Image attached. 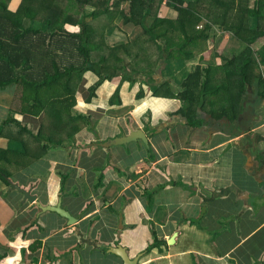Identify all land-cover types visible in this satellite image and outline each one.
Segmentation results:
<instances>
[{
  "label": "crops",
  "instance_id": "0c3cea01",
  "mask_svg": "<svg viewBox=\"0 0 264 264\" xmlns=\"http://www.w3.org/2000/svg\"><path fill=\"white\" fill-rule=\"evenodd\" d=\"M19 2L10 4L16 7ZM73 6L64 4L65 13L80 19L83 9ZM118 17L120 23L106 20L108 24L98 28L106 42L118 38L117 42L139 43L143 27L154 19L125 26ZM94 22L90 25L98 33ZM66 27L70 32L80 30L77 24ZM101 39L99 34L94 42ZM226 39L211 38L220 46ZM59 42L66 49L65 58H70L68 36ZM211 48L186 60L164 52L167 63L159 47L145 50L155 60L150 80L142 73L144 63L138 73L131 57L117 53L126 74H133L137 82L131 85L119 75L99 88L115 82V92L122 85L123 102H110L111 94L104 102L106 95L98 88L95 101L77 98L71 109L97 123L90 128L94 135L84 127L76 135L83 141L67 139L43 159L14 157L11 185L0 177V264H264V97L259 84L243 85L246 92L236 94L226 85V92L235 96L226 93L190 102L194 112L190 120L181 111L183 102H169L162 89L159 96L153 95L163 82L176 81L173 86L181 91L185 76L213 55ZM87 74L82 82L86 91L97 80ZM226 102L233 104L228 108ZM13 106L16 115L19 111ZM18 115L28 118L34 131L43 120V115ZM132 130L142 131L147 141L104 146ZM22 140L30 154L39 146L28 135ZM19 144L9 148L20 154ZM8 146L6 140L0 148ZM28 160L31 172L25 173L21 169ZM15 184L42 205L60 203L76 220L70 223L57 211L42 209ZM119 246L131 263L109 249Z\"/></svg>",
  "mask_w": 264,
  "mask_h": 264
},
{
  "label": "trees",
  "instance_id": "16d2710c",
  "mask_svg": "<svg viewBox=\"0 0 264 264\" xmlns=\"http://www.w3.org/2000/svg\"><path fill=\"white\" fill-rule=\"evenodd\" d=\"M11 1L0 0V94L3 96L0 98H9L6 93L14 89L9 96L13 98L11 102H15L14 99L19 96L14 104L19 113L14 115L12 106L8 107L9 114L0 123V137L4 136V128L11 126L16 128V134L20 137L5 136L9 146L6 150L0 148V160L4 158L7 164L13 163L14 157L19 156L26 159L31 157L32 161L43 159L50 150L62 147L67 139L75 140L77 133L83 132L84 127L87 129L89 126L90 135H94L95 131L90 128L97 123L84 113L73 114L71 109L78 101L76 96L85 73L97 78L87 87L85 102H92L97 97V89L113 77L123 75L122 81L131 82V85L137 82L133 74H126L125 62L117 53L122 52L131 57L134 66H139L138 73L140 65L144 63V68L150 72L148 79L153 77L152 65L155 62L150 59L153 55L145 53L146 48H140L138 43L133 44L132 41L115 42L108 46L103 32L99 33L96 28V33L90 25V21L100 17L111 22L114 17L120 16L125 26L153 17V24L148 28L143 27V31L152 37L146 42L148 45L153 38L163 39L157 50L162 52L163 59L164 52L167 55L172 53L175 59L186 60L187 57H194L196 52L203 53L208 46L212 47L210 51L213 55L204 63H198L197 69L185 76L181 91L171 92V82H163L153 91L154 96H159L162 89V97L169 102H183L181 111L188 120L190 114L194 113L190 102L204 101L207 96L220 98L228 93L226 85L236 94L242 89L246 92L243 85L247 88L255 81L262 90L261 95L258 94L264 97V80L261 77L264 76V0H129V11L121 7L115 11L109 10L105 5L113 0H20L16 7L11 6ZM164 1L168 9L160 13ZM64 4L65 7H81L84 14L80 19L67 15ZM68 24H77L79 32L68 31ZM99 34L102 39L94 42ZM63 35L70 39V58H65L66 49L59 42ZM211 35L218 38L227 36L225 44L220 46L212 41ZM229 40L236 41L238 47L231 49L232 54L227 58L226 45ZM257 42L260 45L255 56L261 59L263 65L260 68L263 70L254 74L255 62L252 59ZM235 51L237 55H233ZM206 52L209 53L208 50ZM200 58L203 60L202 55ZM167 61V58L164 59L165 63ZM141 70L143 73V68ZM195 79L201 81L195 83ZM121 90L122 85H119L110 97L111 102L115 99L123 102ZM228 94L229 97L235 96ZM3 102L10 105L7 100ZM22 113L32 117L43 115L37 131L30 128V123L25 122L24 125L17 119L18 114ZM79 123L82 125L79 126ZM62 133H65L64 138ZM21 135H28L38 143L32 154ZM13 138L22 145L20 154L9 148L14 143L10 140ZM30 160L27 164H30ZM18 161L16 164L21 163V160ZM10 173L0 167V177L8 186L11 185Z\"/></svg>",
  "mask_w": 264,
  "mask_h": 264
},
{
  "label": "rangeland",
  "instance_id": "374dc122",
  "mask_svg": "<svg viewBox=\"0 0 264 264\" xmlns=\"http://www.w3.org/2000/svg\"><path fill=\"white\" fill-rule=\"evenodd\" d=\"M166 1H164L163 2V4H162V6L160 7V13H162V12H167V5H166ZM130 4V2H129V0H127V1H125V2H121V1H116V0H113V1H109L105 6L106 7H108V9L109 10H116L117 8H119L120 9V7L121 8H124V9H128V5ZM87 10H90V11H92V9L91 8H87ZM114 10V11H115ZM113 11V12H114ZM76 12H74V14H75ZM106 18L105 17H100V18H98L94 23H93V25L96 27V28H100V25L102 24V25H104L105 24V22H106ZM153 21H154V19H150V20H148L147 21V27H149V26H151L152 25V23H153ZM116 22H121L120 21V18L118 17V18H114L113 19V23H116ZM108 24V23H107ZM107 24H105V25H107ZM111 25H113V24H111ZM110 25V26H111ZM115 27H113V29H114ZM106 31H107V29H106ZM111 32H113V31H111ZM144 36V37H143ZM114 37V36H113ZM113 37H111V39H114ZM141 39H142V41L141 42H139L138 43V47H140V48H146V51H156L157 50V48H158V45L160 44V43H163L162 42V40L163 39H160V40H157L156 38H153L151 41H150V45H148L146 42V39H151L152 37L150 36V35H142V37H140ZM119 39L118 38H116L113 42H111L110 40L109 41H107V45L108 46H111V45H113L114 44V42H117ZM218 40L219 39H216V41L218 42ZM260 45V42H257L256 43V46H255V48L253 49V54H254V56H253V59H252V61H254L255 62V65H254V70H253V72H254V74H259V73H261V71L263 70V68H262V70L260 69V67L263 65V63L261 62V59H258V57H256L255 56V54H258V49L259 48H257L258 46ZM237 47H238V44H237V42L236 41H233V40H229V43L226 45V48L228 49V51L226 52V57L228 58V57H230V55L232 54V51H231V49H237ZM240 47H241V45H240ZM239 47V48H240ZM238 54V52L237 51H235L234 52V54L233 55H237ZM155 60H153V62H154ZM172 68H176L177 66H171ZM172 72V71H171ZM143 73H144V77L145 78H147L148 79V75H150V72L147 70V68H143ZM263 79H264V76L262 75L261 76ZM82 78H83V80L85 81V78H89V74H87L86 76L83 74V76H82ZM115 79V77H113V80ZM83 82V81H82ZM84 83V82H83ZM116 83L114 82L113 84H110V85H107V86H105L103 89H101V88H99V89H101L100 91L101 92H104V95H106V98H104V102L106 101L105 99H107L108 98V95L109 94H111V95H113L114 94V91H113V88H114V86H116L115 85ZM258 86V84L255 82V81H253L252 82V87L253 88H256ZM85 87H86V85H82V83H81V85H80V87H79V89H78V92H77V98H85L86 96H87V91L85 90ZM88 87V86H87ZM83 88H84V90H83ZM170 89V91L171 92H176V90L178 89V87L177 86H173V85H171L170 87H169ZM99 89L96 91V93L99 91ZM13 92H14V89H10V90H8V93H6V96H8L9 98H6V99H3V100H7V101H9L10 102V105H7V104H5V102H3V100L0 98V123H1V121L4 119V118H6L7 116H8V112H6V110L8 109V107H10V106H12V109H14V104H15V102L19 99V96H17L18 97V99L16 98V99H14L15 100V102L13 101V102H11L12 101V99L13 98H11V96H9V94H13ZM121 94H122V90H121ZM110 95V96H111ZM0 96H2L1 94H0ZM5 96V97H6ZM109 96V97H110ZM3 97V96H2ZM92 101H95V99L94 100H92ZM111 102V101H110ZM114 102H117V100L115 99L114 100ZM226 104L228 105V108L233 104V102H226ZM248 107L250 108L251 106L250 105H248ZM197 111H198V109H197ZM17 118L20 120V121H22V122H31L30 120H28V118H25V117H22V119L20 118V116L18 115L17 116ZM2 124V123H1ZM105 129H108V126L105 128ZM3 133H4V136H7V135H9V136H12V137H16V138H19L20 136L19 135H17L16 134V128L15 127H13V126H11V127H5L4 128V131H3ZM8 136V137H9ZM22 136L23 135H21V138H22ZM16 138H13V139H10L12 142H14V143H11V145H16V144H19L20 142L16 139ZM74 139H79V140H82L83 141V139L80 137V136H75V138ZM7 140V144H9V142H8V138L6 139ZM6 140L5 139H1V137H0V147H2L3 145H4V143H6ZM78 141V140H77ZM20 146H22L21 144H19ZM19 161H20V159H19ZM18 161V162H19ZM21 163H22V161H21ZM21 163H19V167H20V165H21ZM0 167H3V168H5L7 171H12L13 170V164L12 163H9V164H7L5 161H4V158L2 159V160H0ZM18 167V168H19ZM24 169V171L23 172H25V173H29V172H31V169H30V164H27V162H25L24 163V166H23V168L21 169V170H23ZM23 178L24 179H27L25 176H23Z\"/></svg>",
  "mask_w": 264,
  "mask_h": 264
},
{
  "label": "water",
  "instance_id": "95a60500",
  "mask_svg": "<svg viewBox=\"0 0 264 264\" xmlns=\"http://www.w3.org/2000/svg\"><path fill=\"white\" fill-rule=\"evenodd\" d=\"M137 139H142L144 142L147 141V139H146V137L142 131L132 130L128 136H123V137H120V138H117L114 140H110V141H108L107 144H104V146L109 147V146H117V145H126L132 141L137 140ZM15 187L24 194L25 198H28L30 201L34 200V201L38 202V205L42 209L55 210L58 213H60L62 216H65L66 218H68L70 223H73L76 220L68 210L64 209L61 206L60 203H59V205H55V206H53V205H42V203H40L38 200H35L36 199L35 196L31 195L29 190H26V189L20 187L18 184H15ZM173 240H174V238L172 237L170 242L172 243ZM109 249H110V251L115 252V253L123 256L124 259L126 260V263H131V261L127 257V253H126L124 247H122V246L109 247Z\"/></svg>",
  "mask_w": 264,
  "mask_h": 264
}]
</instances>
